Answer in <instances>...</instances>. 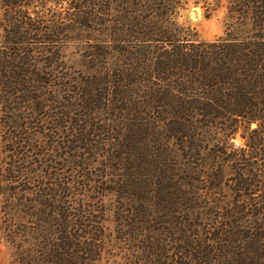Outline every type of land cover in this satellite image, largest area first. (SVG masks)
I'll return each instance as SVG.
<instances>
[{"label":"trees","instance_id":"1","mask_svg":"<svg viewBox=\"0 0 264 264\" xmlns=\"http://www.w3.org/2000/svg\"><path fill=\"white\" fill-rule=\"evenodd\" d=\"M191 1L0 0L11 264H264V0Z\"/></svg>","mask_w":264,"mask_h":264},{"label":"rangeland","instance_id":"2","mask_svg":"<svg viewBox=\"0 0 264 264\" xmlns=\"http://www.w3.org/2000/svg\"><path fill=\"white\" fill-rule=\"evenodd\" d=\"M208 3L212 0H206ZM196 4L195 1H191L187 7V10L183 12L182 22L188 26L195 28L201 39L206 41H214L225 34L226 26V8L215 9L213 5L209 6L203 0ZM211 7V8H210ZM210 10H207V9ZM2 30L0 29V35ZM79 50L75 46H69L66 49V56L69 59L73 58ZM254 125L253 127H255ZM0 131V166L3 162L5 154L3 153ZM236 145L242 144L244 141L241 136H237L234 140ZM230 184V182H228ZM0 264H11V250L10 247L0 240ZM103 264H106L105 262ZM110 264V263H109Z\"/></svg>","mask_w":264,"mask_h":264}]
</instances>
